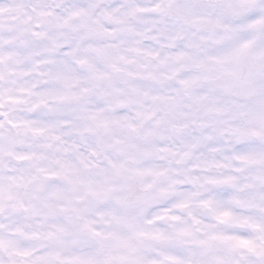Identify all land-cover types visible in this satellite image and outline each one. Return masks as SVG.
<instances>
[{
  "label": "clouds",
  "instance_id": "9594fccd",
  "mask_svg": "<svg viewBox=\"0 0 264 264\" xmlns=\"http://www.w3.org/2000/svg\"><path fill=\"white\" fill-rule=\"evenodd\" d=\"M0 264H264V0H0Z\"/></svg>",
  "mask_w": 264,
  "mask_h": 264
}]
</instances>
